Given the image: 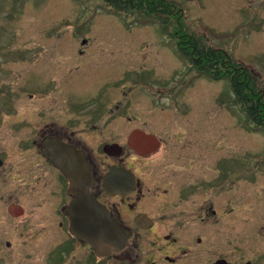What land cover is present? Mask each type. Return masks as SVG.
Masks as SVG:
<instances>
[{"label": "flooded vegetation", "instance_id": "flooded-vegetation-1", "mask_svg": "<svg viewBox=\"0 0 264 264\" xmlns=\"http://www.w3.org/2000/svg\"><path fill=\"white\" fill-rule=\"evenodd\" d=\"M59 36L1 46L0 264H264L262 157L246 140L264 122L235 104L232 54ZM209 82L230 89L209 95L239 112L241 150L203 109Z\"/></svg>", "mask_w": 264, "mask_h": 264}, {"label": "rangeland", "instance_id": "rangeland-1", "mask_svg": "<svg viewBox=\"0 0 264 264\" xmlns=\"http://www.w3.org/2000/svg\"><path fill=\"white\" fill-rule=\"evenodd\" d=\"M183 15L180 31L209 41L218 48L232 54L234 59L244 64L253 75L257 93L264 105V5L261 0H167ZM250 13L256 15L250 18ZM68 24L73 29L72 38H110L129 39L138 43L160 47L173 44V32L178 31L174 24H163L150 16L139 13L116 12L104 0H0V57L8 54L7 39L59 38L69 37ZM81 32H80V30ZM179 33V31H178ZM177 34V33H176ZM178 36V35H177ZM150 49V48H149ZM185 59L182 57V62ZM177 62V61H176ZM178 63V62H177ZM183 70V68H182ZM34 79V77H32ZM207 82V81H206ZM35 87V84L27 86ZM203 109L216 107L209 118L227 120L235 125V148L241 150L244 141L237 139L242 134L237 126L244 129L241 116L225 101L216 105L210 92L223 93L226 100L225 84L202 83ZM208 94V95H207ZM220 102V101H219ZM237 107V106H235ZM244 117V115H243ZM245 118V117H244ZM249 136L250 155L262 157L256 183L251 182V189H264V127H246ZM247 154H241V157ZM234 171L241 169L237 160L233 163ZM257 174V170L255 171ZM251 179V176H250ZM255 211H258V207ZM259 210L258 212H262Z\"/></svg>", "mask_w": 264, "mask_h": 264}, {"label": "trees", "instance_id": "trees-1", "mask_svg": "<svg viewBox=\"0 0 264 264\" xmlns=\"http://www.w3.org/2000/svg\"><path fill=\"white\" fill-rule=\"evenodd\" d=\"M105 3L111 7L116 12H125V13H139L143 14L144 16H150L153 19H157L158 22L163 24H174L178 31L173 32L174 37L182 39V43L186 46L188 43L193 45H198L201 43L203 39H200L186 30H183L182 25V33L180 31L179 25L181 21L183 23V15L181 11L178 10L175 6L169 3L167 0H104ZM178 35V36H177ZM198 42V43H197ZM187 50H190L191 47H186ZM213 50V47H206V52L202 50L203 56L209 54L210 51ZM210 56V55H209ZM217 56V57H216ZM218 61L219 72H224L223 65L224 59L227 58L222 52H219L218 55L214 57ZM232 63L238 64L234 58L230 56ZM207 62L203 61L202 66L203 68H211L210 64H206ZM236 72V73H235ZM233 73V89L231 91L234 93L236 99L235 104L237 105L238 102L242 103L241 108L244 109L245 103L250 104V113L253 119L262 120L264 122V105L262 101V97L258 94L255 90L256 86L252 83L251 78L247 77L248 72H239L237 69ZM219 79H228V76L218 73L215 76ZM213 79V78H212Z\"/></svg>", "mask_w": 264, "mask_h": 264}, {"label": "water", "instance_id": "water-1", "mask_svg": "<svg viewBox=\"0 0 264 264\" xmlns=\"http://www.w3.org/2000/svg\"><path fill=\"white\" fill-rule=\"evenodd\" d=\"M109 230V227H107V231Z\"/></svg>", "mask_w": 264, "mask_h": 264}]
</instances>
